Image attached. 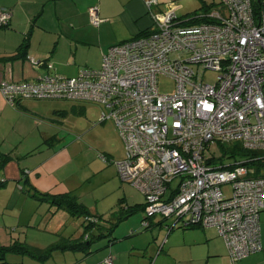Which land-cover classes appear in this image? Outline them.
<instances>
[{"label": "built area", "instance_id": "obj_1", "mask_svg": "<svg viewBox=\"0 0 264 264\" xmlns=\"http://www.w3.org/2000/svg\"><path fill=\"white\" fill-rule=\"evenodd\" d=\"M154 4L146 2L153 29L110 48L101 67L68 77L47 63L35 80L3 81L1 91L11 103L29 97L101 104L100 121L112 120L125 144L116 162L120 178L145 197L142 225L159 216L172 220L168 230L215 227L230 264H241L263 249L264 173L250 162L264 160V0H221L194 23L181 22L171 4L163 12ZM90 12L99 25L97 7ZM10 16L0 10V25ZM207 70L217 72L215 82L204 80ZM164 76L175 80L173 92L160 91ZM233 141L258 154L233 164L206 156L213 143Z\"/></svg>", "mask_w": 264, "mask_h": 264}, {"label": "crops", "instance_id": "obj_2", "mask_svg": "<svg viewBox=\"0 0 264 264\" xmlns=\"http://www.w3.org/2000/svg\"><path fill=\"white\" fill-rule=\"evenodd\" d=\"M147 1L0 0V9L11 11L9 24L0 26V84L2 81H33L47 72V63L53 65V71L64 76L67 75L62 73L75 76L85 67H101L104 55L110 48L153 29ZM219 3L220 0H157L152 8L163 12L171 4L181 19L192 13L205 12ZM92 7L98 9L101 18L99 25L91 22ZM32 59L40 64L34 66ZM34 100L23 99L19 105H12L0 91L1 243L7 245L19 240L46 248L64 238L81 237L78 231L80 220L63 205L32 196L27 191L29 188L48 194H74L92 213L102 216L105 234L112 224L105 220V210L99 202L101 197L90 192L91 186L101 184L96 181L97 178L100 177L103 182L113 180L117 184V208H113V216L121 215V210L128 207H144V195L143 202L132 200L125 183L135 186L124 183L120 178L115 161L120 159L115 158L120 156L122 148L114 144L119 143L116 133L109 145L105 146L113 156L108 153L95 154L93 163L89 162L87 168L80 167L76 161L80 157L74 150L78 137L70 135L73 131L66 125L68 119L92 123L93 127L90 128L95 125L106 128L110 122L116 127L110 119L100 121L103 108L96 118L90 112V105H35ZM71 128L81 131L73 126ZM67 134L70 136L67 137ZM103 155L107 156V160L102 158ZM139 211L145 214L144 209H138L130 215ZM130 215L119 218V221ZM168 222L171 221H164L159 216L151 218L150 226L142 227L145 231L153 229L152 233L142 232L135 237L134 234L138 233L133 228H137L138 223H128L124 226L126 231L117 233V222L110 236L96 239L111 237L109 243L97 249L104 248L101 254H91L93 247L98 245L95 240L89 253L82 250L57 251L46 264H100L106 258H112L115 264H152L154 256L158 264H179L181 261L188 264H230L225 242L215 227L179 226L168 230ZM260 223L263 249L243 258L241 264H264V208ZM129 227L132 230L128 233ZM165 228L167 234L163 243L166 242V245L162 243V249H158L157 242L164 235L162 232ZM175 229L179 231L173 233ZM156 230L158 234L155 235L153 231ZM95 233L99 235L96 229ZM144 238L149 242H144ZM103 241L106 240H101L99 244ZM179 251L187 255L184 260L179 258ZM13 255L10 254V257ZM20 256L24 257L7 258L6 264H42L31 256Z\"/></svg>", "mask_w": 264, "mask_h": 264}, {"label": "rangeland", "instance_id": "obj_3", "mask_svg": "<svg viewBox=\"0 0 264 264\" xmlns=\"http://www.w3.org/2000/svg\"><path fill=\"white\" fill-rule=\"evenodd\" d=\"M99 65H97L98 67ZM60 72V71H59ZM62 73V72H61ZM65 74L67 76H72L74 74L71 73H62ZM217 77V72L215 71H211V70H207L205 73V77L204 80L206 82H210L213 83L215 82ZM159 89L161 92H173L175 90V80L170 78V77H161L159 79ZM34 104L35 105H90V112L96 116V118L98 117L100 111L102 110V105L99 103H95V102H88V101H83V102H73V101H69V100H62V99H42V100H34ZM109 127L103 128L101 125H95L94 128H90L93 127L92 123H85L84 121L81 122H75V120L73 121V118H69L66 125L69 127V130H72L73 133L70 134L73 138H77V143L74 144V150L76 153L79 154V158L76 159L77 162H79V166L82 168H87L89 167L90 163H93V155L95 154H100V153H108L111 154L108 149H105L106 145L111 142L110 139H112L116 133V135L118 136V142L119 143H114L116 146L117 144L119 145L120 148H122L120 150L121 154L119 157L115 158V159H120L119 161L124 159L125 156V144L123 139L121 138V135L119 136L118 130L116 129L115 126H113V124L108 123ZM71 126L80 129L81 131L72 129ZM115 127V128H114ZM115 129V130H114ZM70 131V132H72ZM87 131V132H86ZM85 132V134H84ZM69 134H67L66 136H70ZM69 141V140H68ZM240 143V142H239ZM237 141H233V142H228V143H224L223 145L220 144L219 142H215L211 145V147L209 149L206 150L205 154L207 157H212L214 156L215 160H217V162H224L225 164H233L236 160H241L243 158H245V156L243 155H238L236 157H226L224 154V149L229 150L231 148H233L236 144H239ZM122 145V147H121ZM113 156V155H112ZM123 158V159H122ZM221 159H223V161H220ZM114 160V159H113ZM75 161V162H76ZM118 161V160H115ZM90 162V163H89ZM264 163V160L262 161ZM87 166V167H86ZM264 170V165L261 166ZM97 182L101 183L98 187L96 186H91V190L90 192L93 194L95 193L96 196H100V206L105 210V220H109V223H111L112 225H115V223L118 222L117 227H115L116 232L121 233L123 231H126V227H124L125 225H128V223H131V225L133 224H137L138 223V227L137 228H133V230L136 229V232L138 234H134L133 237L140 235L142 232H149L152 233L153 229H147L146 231L144 230V228L142 227L141 221L143 219V217L145 216V214H143V211H139V213H135L133 215H130L128 218L119 221V218L121 215L116 214V215H112L111 212L113 210V208H117V206H115L117 199H116V192H117V184L116 182H114L113 180L110 181H101V178H97L96 180ZM123 183V182H122ZM125 183V182H124ZM127 185V190L128 192L131 194L132 200L137 201V202H143V195L142 193L135 187H133L132 185L125 183ZM223 190L226 194L230 195L232 192V185L231 184H226L223 186ZM89 194V197L92 200V194ZM115 198V200H114ZM262 213V212H261ZM81 217H76L77 220H80L79 226H78V231L80 232V234L83 233V219ZM112 218V219H110ZM169 223V222H168ZM114 230V231H115ZM128 233L130 232V230H132L131 227H129L128 229ZM179 229H175L173 233L178 232ZM155 232V235L158 234V231H153ZM164 233V235L162 237L159 238L158 240V244L157 247L158 249L161 248L160 245H162L164 238L167 234V230L166 228L164 229V231L162 232V234ZM123 235V233H122ZM173 235V234H172ZM116 236V235H115ZM113 238V237H112ZM111 237H105L103 239H100L99 241H97L95 244H98L96 246L93 247V252H91V254H98L103 251L104 248H101L99 250H97L99 247H101L102 245H104L105 243H109L110 242ZM121 239V238H120ZM101 240H106L105 242L103 241L102 244L99 242ZM177 240H180L179 238H177ZM144 242H149L148 239L143 240ZM147 244V243H146ZM155 244V243H154ZM153 244V245H154ZM166 245V242L163 243V246ZM162 246V247H163ZM168 249V245L166 246ZM162 249V248H161ZM15 255V254H14ZM11 256L10 254L7 256V258L12 260V257H21L23 258L24 256H20V255H15V256ZM62 255L63 254H59ZM179 258L181 260H184L187 255H185L183 253V251H179L178 254ZM52 258V257H51ZM154 259H152V264H158V262H156V256L153 257ZM28 261V260H27ZM168 262V261H167ZM168 264H173L171 262H168ZM179 264H188V262H180ZM192 264H200L198 262H194Z\"/></svg>", "mask_w": 264, "mask_h": 264}, {"label": "trees", "instance_id": "obj_4", "mask_svg": "<svg viewBox=\"0 0 264 264\" xmlns=\"http://www.w3.org/2000/svg\"><path fill=\"white\" fill-rule=\"evenodd\" d=\"M220 3H221V0H220ZM220 3L216 7H218L220 5ZM0 10H2V9H0ZM7 10L10 11V9H7ZM200 13L201 12L192 13V14L184 17V18H181L180 21L183 23H194V21L196 20L197 16L200 15ZM10 14H11V11H10ZM10 18H11V16H10ZM9 22H10V20L8 21V23L6 25H0V26L5 27L9 24ZM144 34H146V33H142L138 36H141ZM138 36H136V37H138ZM21 81H29V80H21ZM0 91H1V84H0ZM1 93H2V91H1ZM23 99L42 100L41 98H29V97L28 98L17 97L12 103L9 102L7 99L6 100L12 105H19L20 101ZM56 99H60V98H56ZM224 154L226 157H236L238 155H243L246 158L250 155L258 154V152L247 150L243 147L242 143H239V144H236L233 148H231L229 150L224 149ZM220 161H223V159H221ZM262 161H263L262 159H258L254 162H250V164L255 167L256 174L264 173V170L261 167L262 165H264V163ZM222 163H224V162H222ZM27 191L30 192L32 194V196L38 198L39 200L49 201L52 204H56L59 206H62V205L65 206L69 210V212L72 214V216H74V217H82L83 218V224H82L83 225V233H82L81 237H79V238H73V239L72 238H64V239L60 240L59 242L50 244L46 248H40L37 246H33V245H30L26 242L19 241V240H15L11 244H7V245L0 242V264H6L7 263L6 259H7V256L9 254L28 255V256H31L32 258H35L36 260L40 261L42 264H46L47 261L57 251L82 250V251L89 253V249L92 246V244L95 242V240L98 238H101L103 236H106V235L110 236L112 234L113 227H115V225H116V223H115V225H112L109 228L108 233L105 234L103 232L104 226L102 225V221H103L102 216L99 214L92 213L88 209V207L85 206L83 203H81L74 194H71V193L48 194V193H42V192L34 190V189H30V188ZM138 209H144V212H145V204H144V207H142L141 205H138L135 207H128L126 209H122L121 210L122 216H120V218L121 219L125 218L128 215L137 211ZM144 218H145V216H144ZM170 221L171 222L168 224L171 225L172 220H170ZM149 226H147V227H149ZM187 227H190V226H187ZM174 228H176V227H173L172 229H174ZM95 229L99 231V235H96V233L94 234ZM261 235H262V233H261ZM258 252H260V251H258ZM106 259H104L100 264H102ZM241 260H240V262H241Z\"/></svg>", "mask_w": 264, "mask_h": 264}]
</instances>
